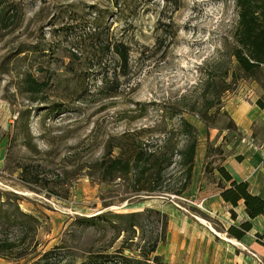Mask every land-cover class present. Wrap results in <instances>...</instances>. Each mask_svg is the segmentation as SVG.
<instances>
[{
  "label": "rangeland",
  "instance_id": "1",
  "mask_svg": "<svg viewBox=\"0 0 264 264\" xmlns=\"http://www.w3.org/2000/svg\"><path fill=\"white\" fill-rule=\"evenodd\" d=\"M237 18L235 0H0V264H186L207 226L230 237L204 197L226 145L246 143L229 110L264 108V67L251 77L231 56ZM179 117L197 134L182 191L177 157L158 179L101 173L125 140L181 142ZM251 131L264 139V123Z\"/></svg>",
  "mask_w": 264,
  "mask_h": 264
},
{
  "label": "trees",
  "instance_id": "2",
  "mask_svg": "<svg viewBox=\"0 0 264 264\" xmlns=\"http://www.w3.org/2000/svg\"><path fill=\"white\" fill-rule=\"evenodd\" d=\"M235 4L238 13L234 34L236 46L233 48L231 56L242 72L254 77L264 67V0H235ZM116 47L121 62L124 65L127 64L126 47L122 43ZM222 91L224 90L212 91L211 94L213 98L218 99ZM259 105L261 108L264 107L261 101H259ZM210 107L211 105L205 109ZM173 131L171 130V132ZM175 132L181 135V142L173 143L172 135L167 133L163 136L161 144L153 149H149L146 144H142L139 140L130 142L125 140L117 147L118 153L116 155L110 153L103 157L97 162V166L105 176L124 178L125 175L133 173L138 179L139 177L158 179L177 157L183 177H185L183 184L178 189L180 192L191 179L197 134L194 126L183 117H179V124ZM216 170L221 177L218 181V187L222 200L232 207H236L239 201L245 205L248 218L240 223L239 227L230 225L226 230L229 236L241 239L251 229V219L259 215L264 216V197L253 194L249 190L247 181L234 179L222 164L217 165ZM129 216H134V213H129ZM230 216L235 217L233 208L230 209ZM134 225L136 224L130 223V226ZM260 237H264V231L257 233V240L260 241ZM156 245L157 242H154L146 254L142 255L148 256L153 253ZM49 252H43L37 260L30 264H47L50 258ZM138 262H140L138 259L120 254L98 253L89 255L78 264H137Z\"/></svg>",
  "mask_w": 264,
  "mask_h": 264
},
{
  "label": "crops",
  "instance_id": "3",
  "mask_svg": "<svg viewBox=\"0 0 264 264\" xmlns=\"http://www.w3.org/2000/svg\"><path fill=\"white\" fill-rule=\"evenodd\" d=\"M258 109L254 111L240 103L229 110L238 131L245 133L242 137L244 141L241 139V143H246L227 144L228 152L223 160V166L237 181H247L253 194L264 197V139L256 138V143H252V139L246 135L252 132L254 125L264 123V108ZM204 201L209 202L210 215L221 220L224 229L230 224H240L248 218L242 201H239L236 207H232L222 200L219 190L206 195ZM232 208L235 217H230ZM207 227L210 231L202 234L204 238L202 242H206L208 247L189 252L186 264H257L252 255L258 259L264 257V244H259L254 238V235L264 231V216L252 218L251 229L239 240L228 237L224 231L214 229L212 224Z\"/></svg>",
  "mask_w": 264,
  "mask_h": 264
}]
</instances>
